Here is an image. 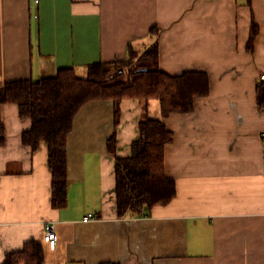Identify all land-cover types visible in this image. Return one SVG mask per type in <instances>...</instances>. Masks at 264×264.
<instances>
[{"label": "crops", "instance_id": "obj_1", "mask_svg": "<svg viewBox=\"0 0 264 264\" xmlns=\"http://www.w3.org/2000/svg\"><path fill=\"white\" fill-rule=\"evenodd\" d=\"M0 0V89L6 83L56 77L81 79L96 63L127 61L159 32V65L170 76L204 72L209 94L195 111L164 117L161 101L147 113L174 139L166 173L177 194L149 215L120 218L119 158L132 155L144 103L85 105L67 144V204L52 206L48 146H25L30 119L16 104L1 107L0 264L36 240L44 264H264V0ZM253 31L255 37L250 44ZM93 217L89 218L88 215ZM56 223L57 248L43 244Z\"/></svg>", "mask_w": 264, "mask_h": 264}, {"label": "trees", "instance_id": "obj_2", "mask_svg": "<svg viewBox=\"0 0 264 264\" xmlns=\"http://www.w3.org/2000/svg\"><path fill=\"white\" fill-rule=\"evenodd\" d=\"M152 32L154 42L143 52L130 49L127 61L96 63L85 79L78 78L72 69H62L53 78L9 82L0 89V147L6 140L1 107L16 104L20 117L32 122L22 135L23 144L33 150L42 142L48 146L54 208L67 204V144L74 120L88 103L105 100L113 102L115 126L120 121L123 100L144 103L132 155L117 157L115 135L108 140V151L116 158L118 216H147L154 207L167 206L175 198L176 182L167 175L165 166V153L174 136L162 120L148 115L147 104L159 99L164 117L193 113L196 100L209 94L210 83L204 72L174 77L164 73L159 65V32ZM255 34L253 31L250 44ZM258 106L264 110V81L258 85ZM44 263L43 245L32 240L22 251L7 253L3 264Z\"/></svg>", "mask_w": 264, "mask_h": 264}, {"label": "built area", "instance_id": "obj_3", "mask_svg": "<svg viewBox=\"0 0 264 264\" xmlns=\"http://www.w3.org/2000/svg\"><path fill=\"white\" fill-rule=\"evenodd\" d=\"M36 3H38V0L36 1ZM260 81H264V74L261 75ZM88 217L92 218L93 215L89 214ZM42 242L52 251L57 248L58 236L56 230V223L50 222L45 225Z\"/></svg>", "mask_w": 264, "mask_h": 264}, {"label": "water", "instance_id": "obj_4", "mask_svg": "<svg viewBox=\"0 0 264 264\" xmlns=\"http://www.w3.org/2000/svg\"><path fill=\"white\" fill-rule=\"evenodd\" d=\"M146 210H147V208H146Z\"/></svg>", "mask_w": 264, "mask_h": 264}]
</instances>
